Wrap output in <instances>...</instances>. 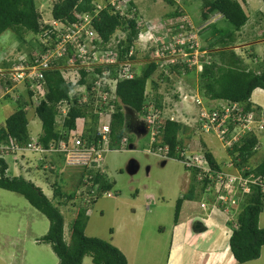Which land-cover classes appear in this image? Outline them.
Here are the masks:
<instances>
[{"label": "trees", "instance_id": "16d2710c", "mask_svg": "<svg viewBox=\"0 0 264 264\" xmlns=\"http://www.w3.org/2000/svg\"><path fill=\"white\" fill-rule=\"evenodd\" d=\"M38 1L40 0H0V36L9 31L14 34L20 43L26 44L31 51L25 54V59L22 60L27 61L29 65L34 60L39 59L40 55L46 51L50 50L52 52L56 48L57 44L61 42L67 33L63 27L78 25L84 16L92 18L91 28L104 44H108L114 34L120 31L127 35L125 52L131 46L132 40L136 38L138 32L137 13L134 12L131 19L120 16L118 12H114L109 0L103 4L104 7L100 11L97 10L93 0H51L52 6L48 17H43L38 12V9L43 5L42 2L38 5L36 3ZM261 1L264 3V0ZM165 2L170 5L174 4L172 0H165ZM133 5V3H129L131 10ZM216 13L222 16L223 22L226 23L230 31L220 36L219 32L222 30L214 28L217 36L213 37V43L209 44L207 48L214 49L216 47L214 44H219L220 49H225L234 44V33L239 32L246 25L248 16L242 6L235 0H203L201 19L206 21L210 15ZM173 16L177 17V13ZM43 18H46L47 21L42 23L41 19ZM52 22L60 26L54 27ZM26 34H30L33 37V40L31 39L32 42L23 39ZM199 34L202 36L201 31ZM63 48L65 51L62 53V57L53 61V64L59 67L60 70L52 68L43 74L41 86L43 87L44 98L39 97V94L35 95L30 90L31 84L28 81L21 84H13L9 79L8 73L22 63V57L18 59V63L15 65H9L4 61L0 63V70L5 71L3 75H0V82L4 81L8 86L13 87V90L3 98H0V101L14 102L16 106L13 114L5 120V124L0 128V145H12L13 147L23 148L31 142L32 136L27 129V111L31 104L32 106L36 105L35 116L40 121L42 130L41 135L36 138V142L47 147L52 141L61 139V128L56 127L57 118L60 117L58 107L69 99V95L74 89V86L66 82L62 75L69 70V64H79L80 62L78 50L74 45L68 42L64 44ZM203 49L202 45L201 50ZM219 55L213 54V59L209 65L203 60L205 56L200 58L203 70L198 74L199 94L210 101L242 104L245 113L259 114L261 109L251 103L250 97L256 89L264 91V70L260 68L258 73L252 70L246 71L243 68L242 61L232 51H224L219 53ZM145 58H148L149 61L139 73L140 76L131 81L119 83L115 92L122 106L129 107L141 116L146 115V101L157 100L159 96L157 93L158 86L152 81L151 91L154 92V95L150 96L149 93H146L147 82L151 80L158 68L156 59H154L155 52L152 50ZM169 67V74H173L176 77L190 75L194 73L191 71L195 70V67L190 70L186 66L179 64ZM101 71L102 69L97 67L94 73H101ZM81 73L83 79L86 76L92 77L91 74L89 75L83 71ZM83 79L79 84L82 85L84 83ZM158 79L163 80V82H169V77L165 76L164 73H160ZM110 107H114L111 110L112 113L109 111ZM158 108H161L160 105ZM85 110V106H77L71 109L62 126L66 129H74L75 119L83 117ZM102 112H107L110 115L109 137L111 148H119L124 136L127 137V142L131 143L132 137L124 130L125 118L121 106L117 105L115 101H110L107 107H103ZM85 117L93 118V120L90 123H86V128H83L81 138L88 146H91L99 139L96 132L99 125L97 124V116H92L91 112L90 114L87 113ZM160 131L161 140L154 141L152 147H160V150L168 147V157L172 158L176 145L178 143L179 145L182 144L179 134L186 132V129H182V124L165 122ZM69 136L72 137L71 134ZM257 142L258 138L255 135H246L241 144L234 149L241 159V164L235 162L234 165L241 167L247 164L248 159L253 155L252 149L257 146ZM18 154L23 156L25 153ZM8 157L12 156L0 154V190L20 195L33 210H36L47 219L49 223L48 231L38 241L40 244L50 247L57 259V264H83L85 258H89L92 264H127L124 255L112 244L97 238H89L85 235L89 220L88 213L91 210L90 206H93L103 193L110 192L113 187L112 182L108 181L99 171H95L92 168L86 167L80 171V182L77 187L79 188V185H83L82 181L86 177L92 176V181L87 186V194H90L91 190L95 191L97 189L98 198L97 200L93 199L90 195V202L86 204L84 203L83 193L76 195L77 201L72 204L75 208V204L78 202V206L69 223L68 242H65L64 216L60 213V207L67 206L68 202L74 198L75 193L63 195L57 192L53 197L47 198L42 190L32 183L33 180L29 179L33 171H29L31 173H29L30 177H28V180L23 179L21 175L7 176L6 160ZM206 159L214 171H220L221 165L209 152L206 153ZM251 170L255 177L264 178V160ZM195 173L194 175H197ZM193 181L197 183L196 177ZM57 184L55 181L52 185L56 187ZM190 198L192 199V197ZM54 199L58 201L54 202ZM188 199V197H185L176 202L174 222H177L183 202ZM263 199L264 193L261 192L259 187H252V192L246 196L243 208L237 217L238 228L233 230L229 240V249L234 260L239 264L260 258V249L264 247V228H258V219L263 211Z\"/></svg>", "mask_w": 264, "mask_h": 264}, {"label": "rangeland", "instance_id": "374dc122", "mask_svg": "<svg viewBox=\"0 0 264 264\" xmlns=\"http://www.w3.org/2000/svg\"><path fill=\"white\" fill-rule=\"evenodd\" d=\"M106 1L93 0V3L98 6V11H100ZM128 1L111 0L113 3L118 2L119 7L125 5ZM172 1L174 3L172 5L167 4L165 0L129 1L134 4L131 11L133 14L134 12L137 13V26L140 27L139 30L147 33L146 35H141L138 41L135 42V46L138 49L137 54L140 58L137 68L139 73H141L149 61L148 58H145L149 54H144L143 49L145 46L153 44L154 37L168 27L170 21H175L182 17L183 20H186L195 29L201 28L202 36L201 34L198 35V43L203 45L204 49H208V53L213 49H209L207 46L213 43V37L217 36L214 28L222 30L219 32L220 36L230 31L220 16L213 14L209 16L208 21L201 19L200 14L203 0ZM235 1L242 6L248 16V21L239 33H234L235 40L231 47L235 45L233 49L236 51L241 49L244 52L247 44L256 43L255 45H258L256 49L252 48L249 51H245L242 58L248 59L246 67L254 71L260 68L264 70V46L261 45L264 42V3L261 0ZM41 2L43 5L41 8L38 7V12L43 17H48L52 1L40 0L36 3L40 5ZM175 13L179 15L177 17L173 16ZM43 21H47V19H41L42 23ZM214 24L215 26L212 27ZM119 33L117 32L116 35H119ZM179 33L181 32L173 33V36H177ZM23 39L31 41L33 37L30 34H26L23 36ZM257 42L260 44H257ZM214 46L220 47L219 44H214ZM30 51L28 46L20 43L12 32L8 31L0 36V63L4 61L9 65H15L21 57V60L25 59V54H28ZM204 56L203 60L206 63L211 62L213 59L210 54L209 56ZM22 62L26 63L24 60ZM246 67L243 66L244 69ZM64 77L67 79L69 76L66 74ZM197 80L198 72L190 75H181L177 79L175 78V82L172 83L160 82L157 73L152 76V81L158 86L157 93L159 94V99L162 101V104L169 108L165 109V113L171 114V118L179 120L184 112H187L189 116L194 113V104L190 103L181 106V97L184 104L185 101L191 100L190 97L195 98L198 96L202 99V95L199 94L200 90ZM148 88L152 89V85L149 84ZM149 89H147L149 95H154V92H151ZM80 91V89H77V97H79ZM250 101L252 102V99ZM15 108L14 102L0 101V128L5 124V120L13 114ZM33 113L34 109L32 108L27 111V129L28 133L36 139L41 135L42 130L40 121ZM124 113L126 116H132L129 117L132 122L128 120V123H131L128 126L125 125L124 128L128 135H132L133 132L130 130L136 126V123L139 124L141 121H137L129 109L124 110ZM92 120L93 118H87L86 123H90ZM101 124L102 122L99 126ZM82 128L78 127V129ZM96 128L97 126L95 127V131ZM77 133H79L78 130ZM258 136L261 137L259 140V151L255 153L254 159L251 161L252 165L264 159V133L258 134ZM194 138L196 141L192 143L193 151L198 152L203 143L216 157L218 162L226 160L224 150L213 135H202V142L200 136L194 135ZM146 139L147 137L138 141V148L132 152L128 150L109 151L105 154L102 164L99 166L96 164L94 167L108 181L113 183V187L109 192L113 197H102L91 207L90 213H88L89 220L85 235L89 238H97L112 244L124 255L127 264H164L165 252L169 242L168 226L174 217L176 201L181 196L184 184L186 185L187 183V188L190 187L188 194L192 193L191 189L193 190V188L191 187L197 186L192 181L190 175L183 174L184 168L180 163L175 161L167 162L162 158L145 156L140 150L146 147ZM199 140L201 145L198 143ZM133 144L136 145L135 142ZM43 158L44 156L41 154L28 152L23 156L20 154L12 155V157H8L6 160L7 176L14 177L21 175L26 180L25 177H29V173L35 172L36 174L33 175H37V179L32 178V176L29 179L33 180L32 183L35 186L39 185L42 187L41 190L47 198L53 197L57 192L63 195L75 193L74 198L70 202L67 201L69 203L67 206L60 207V213L64 216L65 224L64 241L68 242L69 223L78 206V202L75 204V208L72 203L77 201L76 195L84 189L77 187L80 182V171L82 169H69L61 166L60 161H57V166L52 165V163L48 165L45 162L42 164ZM50 166L54 168L51 169ZM55 181L58 183L56 187L52 185ZM81 186L79 185V187ZM147 194L150 197H147ZM190 197L188 196L189 199L183 202L180 215L200 219L202 217L200 210L196 205H193V201L191 203ZM152 198L155 199L153 202L151 201ZM56 201L58 200L54 199V202ZM147 206L150 207V211L146 209ZM197 223H200L202 226L204 225L207 230L204 236L205 243L202 244L207 245L212 239H218L220 243L225 241L222 238L219 227L208 226L205 222L196 220L193 221V229ZM258 224L259 227L264 228V199L263 211L259 216ZM48 227L49 223L47 219L36 210H33L23 197L1 190L0 264H57V259L50 247L40 244L38 241L47 233ZM163 228H166V231ZM222 229L228 233L229 229L227 226H223ZM83 264L92 263L89 258H85Z\"/></svg>", "mask_w": 264, "mask_h": 264}, {"label": "built area", "instance_id": "2783aa9c", "mask_svg": "<svg viewBox=\"0 0 264 264\" xmlns=\"http://www.w3.org/2000/svg\"><path fill=\"white\" fill-rule=\"evenodd\" d=\"M129 1L121 7L118 6V2L113 3L111 0H109V4L114 8V12H118L120 16L131 19L133 13L132 11L130 13L131 7H129ZM126 7L127 9H125ZM91 21V17L84 16L78 25L63 27L67 33L52 52L50 50L46 51L30 65L27 61H25L26 63L22 62L10 70L8 77L13 84H21L28 81L31 84L30 90L35 95L44 96L43 87L41 86L44 72L52 68H58L53 64V61L56 58L62 57V53L65 51L63 48L64 44L69 42L74 45L78 50V57L80 59L79 64H69V68L76 71L74 75L75 82L80 78L81 74L79 72L81 71L89 75L91 74L92 77L87 76L86 78L89 83L88 86H78L70 93L69 100L62 103L67 109L64 107L59 109L61 115L65 116L66 111L69 110L74 100L78 104L87 105L94 116H97L99 124L102 122L96 131L99 137L97 142L88 146L82 140L81 135L75 136L76 132H71L72 137L65 135L56 144H49L48 148H44V146L36 141H31L23 148L1 144L0 154L6 156L23 152L56 154L63 156V162L66 167L81 169L87 167L98 171V169L94 168L96 164L98 166L102 164L105 154L111 150H115L110 145V115L107 112H102L103 107H107L108 102L114 100L112 96L114 93L112 90H109L110 86H107L110 72L94 73L96 67L102 66L104 62H107L108 57L111 56L108 50L112 41L108 44L102 43L91 28ZM52 26L59 27L60 25L52 22ZM178 31L181 33L173 36V33ZM200 31L201 28L195 29L180 17L175 21H170L168 27L161 32L160 37L156 39V64L161 70H164L165 75H168L169 66L176 64L186 66L190 70L195 67L197 72L202 71L200 58L206 55V51H201L200 44L198 43ZM118 43L119 40L115 42V45ZM111 62L112 59L107 64ZM117 78L118 80L131 78V75L125 69V65L118 71ZM4 84L3 91L5 94H9L13 90V87L8 86L6 83ZM77 89L81 90L79 97L76 95ZM195 104L198 107V111L194 118V127L190 131L193 134L215 136L226 151L232 150L246 135L255 134V131L257 133L264 132V112H260L259 114L245 113L244 109L237 103L218 104L209 109L204 107L201 99L198 97L195 100ZM109 109L110 113H112L113 107ZM149 112V115L144 119V123L147 131L146 135L149 138L150 144H152L158 139L163 122L160 120V111L153 112L150 110ZM61 115L59 118H61ZM181 139L182 144L175 148V154L179 158L178 161L185 169L196 172L197 181L206 185V192L209 194L210 191H213V194H217L219 199L223 200L224 203L235 205L244 194L249 193L250 186L264 189V178L260 179L253 174H247L249 172L248 168L242 167L234 170V172L227 170L214 171L203 152H192L191 139L188 135H183ZM127 145V137L124 136L121 140L120 148L123 149ZM161 151H151L150 153L154 152L155 155L165 157L168 148H164ZM226 167L228 169L234 168L232 162H229ZM89 181H92L91 176L86 178L84 183H89ZM91 196L94 198V190L91 191Z\"/></svg>", "mask_w": 264, "mask_h": 264}, {"label": "clouds", "instance_id": "9594fccd", "mask_svg": "<svg viewBox=\"0 0 264 264\" xmlns=\"http://www.w3.org/2000/svg\"><path fill=\"white\" fill-rule=\"evenodd\" d=\"M177 15H179L178 13H177ZM214 15H217V16H220L221 17V19H222V16L220 15V14H214ZM209 20V19H208ZM208 20H206V21H208ZM215 25V24H214ZM139 28L140 27H138L137 26V29H138V32H137V35H136V38L135 39H133L132 40V44H131V46L129 47V49L127 50V51H125L124 52V50H125V47H126V34L125 33H122V32H120V31H118V32H120L119 33V35H116L117 34V32H116V34H114V36H113V38H111L110 40H109V42L108 43H110L111 41V44L109 45V52H110V55L111 56H109L108 57V60H107V62L110 60V59H112V62L111 63H108L107 64V62H104V64L102 65V66H98V68H100V69H102V71H101V73H103L104 71H109L110 72V76H109V79H108V81H109V83L107 84V86L109 85L110 87H109V90H112L113 91V99L114 100H111V101H115L116 102V104L117 105H119V106H121V109H122V111H123V114H124V118L128 121V120H130V121H132L131 119H129V117H132L131 115H128V116H126L125 115V113H124V110H126V109H129V110H131L132 111V115L134 116V118L137 120V121H141L139 124L138 123H136L137 125H139V129H143L142 130V135H141V137H144V138H141V139H138V140H132V142L131 143H128V145H127V147H125V148H114L115 150H119V151H125V150H128V151H130V152H132V151H134V150H136L137 148H138V145H137V142L138 141H140V140H142V139H145L146 137H147V143H146V147L145 148H142L140 151L146 156V155H148V156H151V157H154V158H158V159H160V158H162L164 161H175V162H178V163H180L178 160H179V158H178V155H176L175 154V148L179 145V143L176 145V147L174 148V156L171 158V157H168V153H169V150H168V152H167V154H166V156L165 157H163L162 155H155L154 154V152H157V151H161L160 149V147H158V148H153L152 147V144H150V141H149V138H148V136L146 135V133H147V131H146V127H145V123H144V119H145V117L146 116H148L149 115V111L150 110H152L153 112L154 111H160L161 112V122H163V125L165 124V122H174V123H179V124H182V129H186V132H184L183 134L182 133H180L179 134V138L181 139V137L183 136V135H188V137L191 139V144L193 143V142H195L196 140H195V138H194V135L195 136H200V140H201V142H202V139H201V136H202V134H194L193 135V132L192 131H190V130H192L193 129V127H194V118H195V116H196V112L198 111V107L196 106V104H195V100H196V98L198 97V96H196L195 98H192V97H190V99L191 100H187V101H185V104H184V102H183V99H182V97H181V106L183 105V106H185L186 104L188 105V104H190V103H193L194 104V113H192V114H190V116L188 115V113L187 112H184L183 113V115H181V118H179V120L176 118V119H174V118H171V114H167V113H165V109H169L168 108V106H166V105H164V104H162V101L159 99V97H158V99L157 100H153V99H151V100H147L146 101V115L145 116H141V115H138L136 112H134L132 109H130L129 107H127V106H122L121 105V103H120V100H119V98L118 97H116V94H115V92H116V88H117V85L119 84V83H121V82H125V81H131V80H133L134 78H136V77H139L140 76V74H139V72H138V64H139V62H140V58H139V55L137 54V52H138V49H137V47L135 46V42H137L138 41V39H139V37L141 36V35H146L147 33L146 32H142V31H140L139 30ZM160 34L161 33H159L156 37H154V40H153V44L152 45H150V46H145V48L143 49V51H144V54H150L151 52H152V50L155 52V58L154 59H156V54H157V50H156V45H157V42H156V39L157 38H159L160 37ZM116 35V36H115ZM117 40H119V43L117 44V45H115V42L117 41ZM201 43V42H200ZM200 48H202V45L200 44ZM204 51H206V55L207 56H209V54H210V52L208 53V49H203ZM203 50H201V51H203ZM112 57V58H111ZM204 57V56H203ZM211 58V57H210ZM208 65L210 64V62L209 63H207ZM125 65V69H126V71L131 75V78L130 79H126V80H118V78H117V73H118V71L121 69V67H123ZM97 68V67H96ZM57 69H59L60 70V68L58 67ZM192 70V69H191ZM202 70H203V66H202ZM95 71H96V69H95ZM248 71H250V70H248ZM253 71V70H252ZM4 70H0V75H3L4 74ZM191 72H197L196 71V69L195 70H193V71H191ZM202 72V71H201ZM201 72H198V74L199 73H201ZM75 73H76V71L75 70H73V69H71V68H69V70L68 71H65L64 73H63V75H62V78L66 81V82H68V83H71L73 86H74V89L75 88H77L78 86H88L89 85V83H88V81H87V76L83 79V77L82 76H80V78H78V80L75 82V77H74V75H75ZM80 74H82L81 72H79ZM101 73H97V74H101ZM157 73V77H158V75L160 74V73H164V70H161L159 67L156 69V71H155V74ZM181 73H183V72H181ZM66 74H68V78L67 79H65V77H64V75H66ZM165 76H167V77H169V82L168 83H172V82H175V78L177 79V77L176 76H174L173 74L171 75V74H169V72H168V75H165ZM83 79V82L85 83H82V85L81 84H79V82L81 81ZM152 77H151V80H149L148 82H147V89H149L148 88V86H149V84H152ZM159 81L160 82H163V80H160L159 79ZM5 82L4 81H2V82H0V98H3L5 95H7V94H5L4 93V91H3V87H5L4 84ZM73 89V90H74ZM146 89V90H147ZM150 91L152 90V89H149ZM152 92V91H151ZM146 93H148L147 91H146ZM39 97H41V98H44V96H41V95H39ZM199 98V97H198ZM201 99V98H200ZM69 100V99H68ZM68 100H66V101H68ZM201 101H202V103H203V105H204V107H206V108H213V107H215V106H217L218 104H223V103H229V102H225V101H210V100H207V99H205V98H203L202 97V99H201ZM238 104V103H237ZM37 105H38V103H37ZM160 105V107L161 108H158V106ZM238 105H240L243 109H244V107H243V105L242 104H238ZM77 106H85V115L87 114V113H89L90 114V110H89V107L87 106V105H84V104H78L77 103V101L76 100H74L73 101V104L71 105V107L69 108V110H67L66 111V114H65V116H62L61 115V111H60V109H61V107H64L63 105H60V107H58V112H59V114L61 115V118H57V121H56V127H60L61 128V130H60V133H61V135H62V137H61V139H63L64 137H65V135H68L69 136V134L71 133V132H76V134H75V136H79V135H81L82 136V133H83V128H86V117H85V115L83 116V117H80V118H76L75 119V121H74V126H75V130L74 129H66V128H64L63 126H62V124H64L65 123V121H66V119H67V117H68V114H69V112H70V110L71 109H73L74 107H77ZM35 107H36V105L34 104L33 106H32V104L30 105V108L28 109V110H31V108L32 109H34V116H35ZM60 108V109H59ZM64 108H66V107H64ZM81 109H83L82 107H80ZM112 108V107H111ZM67 109V108H66ZM113 109H114V107H113ZM261 112H264V111H261ZM91 115L92 116H94V114L91 112ZM36 117V116H35ZM97 119V118H96ZM135 122V121H134ZM97 124L99 125V120L97 119ZM128 124V123H127ZM129 125V124H128ZM78 127H83L82 129H78ZM184 127V128H183ZM186 127V128H185ZM77 130L79 131V133H77ZM133 130L131 129V132H132ZM262 133H264V132H262ZM258 134H261V133H257L256 131H255V134L254 133H252V135H255L257 138H258ZM204 135V134H203ZM251 134H249V136H250ZM215 137V136H214ZM246 137V136H245ZM61 139H59L58 141H60ZM158 139H160L161 140V132H160V135H159V137H158ZM158 139H157V141H158ZM215 139L218 141V139L215 137ZM200 140H199V142L198 143H200ZM243 140V139H242ZM241 140V141H242ZM30 141H36V139H34L33 137H31V140ZM58 141H52L51 143L52 144H56ZM66 141H67V139H66ZM156 141V140H155ZM181 141H182V139H181ZM135 142V144L136 145H134L133 143ZM160 142V141H159ZM50 143V144H51ZM218 143H219V145L221 146V144H220V142L218 141ZM258 143V142H257ZM239 144H241V142L240 143H238L237 145H239ZM42 145V144H41ZM181 145V144H180ZM200 145H201V143H200ZM204 144L202 143V147H201V149L198 151V152H195V151H193V149H192V152H194V153H199V152H203L204 154H205V157H206V153L207 152H209L212 156H213V158L218 162V160L216 159V157L205 147V145L203 146ZM237 145H235L234 147H233V149L232 150H228V151H226V150H224L223 148H222V146H221V148L224 150V153H225V155H226V160H223V161H220V162H218L220 165H221V169L220 170H227V171H231V172H234V170H237V169H240V168H242V167H245V168H248L249 169V172L247 173V174H252V168H255L259 163H257V164H255V165H252V160L254 159V155H255V153L256 152H258V144H257V146H255L253 149H252V153H253V155L248 159V162H247V164H245V165H243V166H241V167H239V166H236V165H234V163L236 162V163H239V164H241V159H240V157H239V155H238V153L237 152H235L234 151V149L235 148H237L236 146ZM42 146H44V145H42ZM49 146V145H48ZM48 146L46 147V146H44V148L46 147V148H48ZM205 147V148H204ZM165 148H168V147H165ZM151 151H154L152 154L150 153ZM162 151H163V149H162ZM161 151V152H162ZM41 155H43L44 156V158L42 159L43 160V162H45V163H47V156L48 155H50V156H57L58 158H59V163H61L60 165L61 166H64V167H66L65 166V163L63 162V160H64V158H63V156H61V155H56V154H41ZM41 160V161H42ZM208 161V160H207ZM229 162H232V164H233V167L234 168H230V169H228L227 167H226V165L227 164H229ZM50 163H52V165H54V163L52 162V161H50L49 163H47L48 165H50ZM181 164V163H180ZM182 165V164H181ZM51 167V169H53L54 167H52V166H50ZM183 167V166H182ZM67 168H69V169H77V168H73V167H67ZM184 168V167H183ZM83 170V169H82ZM81 170V171H82ZM184 171H186L191 177H192V181L195 179V177H196V175H194V172H193V170H187V169H185L184 168ZM100 172V171H99ZM196 174V173H195ZM92 177V176H91ZM86 178H88V177H86ZM85 178V179H86ZM194 178V179H193ZM84 179V180H85ZM83 180V181H84ZM196 182L197 183H194V184H196L197 186L196 187H193V190H192V193H189L188 194V190H186V191H184L183 193H181V196L177 199V201L178 200H181V199H184L185 197H188V196H191L192 197V199H191V203H192V201L194 202L193 203V205H196L197 206V208L200 210V214H201V218L200 219H195V218H193V217H187V219L190 221V223L193 225V221H196V220H200L201 222H205V224L206 225H208V226H216V227H219V229L223 232L222 234H223V239L225 238V240L227 241V248H228V252L230 253V249H229V240H230V238H231V236H232V233H233V230H236L237 228H238V224H237V217H238V215H239V213H240V211L242 210V208H243V204H244V200H245V198H246V196H248L249 194H251V192H252V187H254V186H250V191H249V193H247V194H244L241 198H240V200H239V202L237 203V204H235V205H231V204H229V203H224L223 202V200H221V199H219V197H218V195L217 194H213V191L211 192L210 191V194L208 193V192H206V185L205 184H203V183H201V182H198L197 181V177H196ZM90 184V181H89V183H83V185L81 186V187H79V189L80 188H84L83 189V191L82 192H80V193H83V196H84V203H86V204H88L90 201H89V196L91 195V191H90V194H87V186ZM203 187H204V190H203ZM259 189L261 190V192H263L264 193V189H261L260 187H259ZM79 193V194H80ZM105 194V195H104ZM102 197H107V198H112L113 197V195L112 194H110L109 192H107V193H103L102 195H101V198ZM97 198H98V196H97V189L94 191V198L93 199H96L97 200ZM99 200V199H98ZM97 200V201H98ZM86 201H88V202H86ZM96 201V202H97ZM176 201V202H177ZM198 201V202H197ZM90 207H92V206H90ZM175 213V212H174ZM180 216V213H179V215H178V217ZM212 218V219H211ZM173 219H174V217H173ZM178 219V218H177ZM210 219H211V221H210ZM177 221V220H176ZM212 221H214L215 222V224L214 223H212ZM258 221H259V219H258ZM176 222H174V224H175ZM223 226H227L228 227V233H226V231L225 230H223L222 229V227ZM196 229H199V232L201 233H206L207 232V230H206V227L203 225H201L200 223H197L196 224V227H195ZM258 228H259V224H258ZM259 229H262V228H259ZM260 251H261V249H260ZM230 255H231V253H230ZM261 256V255H260ZM231 257H232V255H231ZM232 259L234 260V258L232 257ZM259 260V259H258ZM235 261V260H234ZM255 261H257V260H255ZM236 262V261H235ZM251 262H253V261H251ZM247 263H249V262H247ZM236 264H239V263H237L236 262ZM244 264H246V263H244Z\"/></svg>", "mask_w": 264, "mask_h": 264}, {"label": "crops", "instance_id": "0c3cea01", "mask_svg": "<svg viewBox=\"0 0 264 264\" xmlns=\"http://www.w3.org/2000/svg\"><path fill=\"white\" fill-rule=\"evenodd\" d=\"M237 33H239V32H237ZM255 44L256 43H254V42L247 44V46L245 47L246 48L245 51H249V49H252V48L256 49V47L258 45H255ZM257 44H260V43L257 42ZM261 45L264 46V42ZM233 47L229 46L228 48H225V49H220L219 47H215L210 52V55H212V56H213V54L219 55V53L229 50V51H232L239 58V60L242 61L243 66L246 67L248 64V59L242 58L243 53H245V51L243 52L241 49L239 51H236L235 49H233ZM240 53H242V55H240ZM215 57L217 58V56H215ZM217 61H218V59H217ZM245 69H246V71L252 70L248 67H246ZM255 72L258 73L259 71L257 70ZM251 99L253 102V103L251 102L252 104H254V105L256 104V106H258L261 109V111H264V91L259 90V89L254 90L251 97H250V100ZM259 136H258V151H259V140L261 138ZM146 156H148V155H146ZM46 160H47V163L52 161L54 163V165L57 166V161H59V158L57 156H48V158ZM258 163H260V162H258ZM33 174H36V173L32 172L30 174V175H32V178L37 179V175H33ZM183 174L189 175L186 171H183ZM30 175H29V177H30ZM25 178H26V180H28V177H25ZM37 186L40 189L42 188L39 185H37ZM189 188H187V183H186V185L184 184L182 187L181 193H183L186 190L190 191ZM191 188H193V187H191ZM191 192H192V189H191ZM146 196L150 197V195H148V194ZM154 200L155 199L152 198L151 201L153 202ZM146 209L148 211H150V207L147 206ZM25 214L27 215V213H25ZM211 219H210V221H211ZM212 223L215 224L214 221H212ZM259 228H261V227H259ZM163 230L166 231V228H163ZM222 233L223 232L221 231V234ZM204 236H205V233H202V232L200 233L199 229H196L195 227L193 229V225L190 223V221L187 219L186 216L180 215L175 224H174V219H172L169 226H168L169 242H168L167 250L165 252L164 264H236V262L232 259L230 253L228 252L227 245H225V243H226L225 238H224L225 241H222V243H220V240H218V239L217 240L212 239L211 242H209L207 245H204V244H202V243H205L204 242V240H205ZM222 236H223V234H222ZM263 254H264V247L261 248V251H260L261 256H260L259 260L249 262L246 264H264V255Z\"/></svg>", "mask_w": 264, "mask_h": 264}, {"label": "bare ground", "instance_id": "6f19581e", "mask_svg": "<svg viewBox=\"0 0 264 264\" xmlns=\"http://www.w3.org/2000/svg\"><path fill=\"white\" fill-rule=\"evenodd\" d=\"M131 122H132V121H131ZM131 122L128 123V121L125 119L124 128H125V125L128 126V124H130ZM127 123H128V124H127ZM126 130H127V129H126ZM132 130H133V131H132L133 134H136V133L138 134V132H139V135H142V130H143V129H139V125L136 124V126H134V127L132 128ZM130 131H131V130H130ZM126 132H127V131H126ZM137 134H136V135H137ZM129 136H132V135H129Z\"/></svg>", "mask_w": 264, "mask_h": 264}, {"label": "flooded vegetation", "instance_id": "af4514ba", "mask_svg": "<svg viewBox=\"0 0 264 264\" xmlns=\"http://www.w3.org/2000/svg\"><path fill=\"white\" fill-rule=\"evenodd\" d=\"M136 134H137V133H136ZM136 134H132V136H131L132 139H134V138H137L136 140L141 139V138H140L141 135H139V134L136 135ZM136 140H135V141H136Z\"/></svg>", "mask_w": 264, "mask_h": 264}]
</instances>
